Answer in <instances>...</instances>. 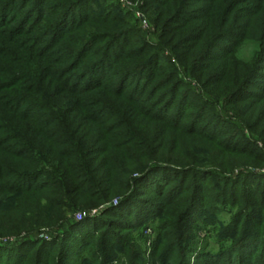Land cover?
<instances>
[{"label": "rangeland", "instance_id": "1", "mask_svg": "<svg viewBox=\"0 0 264 264\" xmlns=\"http://www.w3.org/2000/svg\"><path fill=\"white\" fill-rule=\"evenodd\" d=\"M25 1L0 0V87L11 82L9 74L20 66L26 72L31 59L26 50L9 46L18 40L28 46L27 38L38 33L19 35L17 29L22 24L29 29L52 24L67 2ZM80 13L107 18V28L86 26L91 34L127 30L115 48L116 62L110 65L119 62L116 71H122V65L135 68L127 80L129 88L151 76L155 78L148 91L170 80L156 97L166 93L168 98L175 87L168 121H176L184 131L176 133L179 152L202 156L205 175L173 173L168 185L162 181L163 198L171 202L163 207L158 197L142 190L137 199H149L161 212L138 227H111L107 220L114 217L102 215L110 204L95 203L70 182L49 175L51 170L31 179L29 161L18 165L28 181L16 192L10 185L15 177L8 171L13 157H2L0 264L21 259L33 263L37 258L43 264H192L189 250L199 255L204 250L218 254L234 249L246 229L250 233L245 240H262L264 0H85L70 21ZM72 24H64L66 33ZM75 32L68 36L73 38ZM136 64L148 65L139 69ZM241 86L244 90L234 96ZM13 144L8 140L5 146ZM119 200L111 205L118 206ZM167 246L176 248L169 258Z\"/></svg>", "mask_w": 264, "mask_h": 264}, {"label": "trees", "instance_id": "2", "mask_svg": "<svg viewBox=\"0 0 264 264\" xmlns=\"http://www.w3.org/2000/svg\"><path fill=\"white\" fill-rule=\"evenodd\" d=\"M84 1L67 0L65 6H58L61 12L52 24L30 29L22 24L17 29L19 35L33 31L38 34L27 38L28 46H22L19 40L9 46L26 50L31 59L26 72L20 66L17 72L9 74L11 82L0 87V160L5 162L2 157H13L8 171L15 177L10 185L16 192L28 181V176L18 171V165L29 161L27 166L34 170L31 179L42 175L45 169L51 170L49 175L70 182L78 193L95 198V203L110 204L102 215L114 217L107 220L111 227H138L150 215L161 212L160 206L149 199H137L139 193L149 191L150 197L156 196L163 202L162 207L171 204L163 198L160 183L168 181V185L173 173L205 175L201 170L202 156L189 157L179 152L176 133L184 134V131L176 121H168L175 87L167 93L168 98L166 93L156 97L170 80L162 81L160 86L158 82L148 91L155 78L151 76L129 88L127 80L135 68L122 65V71H116L119 62L110 65L116 62L115 48L127 30L94 35L85 27L102 24L107 28V18L101 20L80 13L70 21ZM95 21L99 22L95 24ZM72 22L66 33L64 24ZM75 30L76 35L70 38L68 33ZM4 36L11 41L8 34ZM136 65L142 69L148 64ZM243 90L241 86L233 95ZM7 124H13L17 130L13 131ZM10 132L14 134L8 139L4 135ZM8 140L15 144L5 146ZM11 146L20 149L16 152ZM1 172L0 169V182ZM115 198H120L118 206L111 205ZM191 208L192 204L185 211L186 216ZM248 233L246 229L244 238L234 249L218 254L204 250L199 255H194L191 249L188 259H193L192 264H264V235L257 242L253 238L245 240ZM164 252L169 258L176 248L167 246ZM35 261L21 259L17 264H43L41 259ZM7 263L12 262L7 260Z\"/></svg>", "mask_w": 264, "mask_h": 264}]
</instances>
